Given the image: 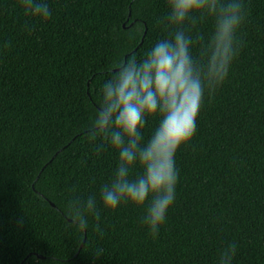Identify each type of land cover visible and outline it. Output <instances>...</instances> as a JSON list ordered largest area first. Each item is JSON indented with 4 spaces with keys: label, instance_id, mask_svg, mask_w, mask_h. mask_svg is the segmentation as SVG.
Instances as JSON below:
<instances>
[{
    "label": "trees",
    "instance_id": "obj_1",
    "mask_svg": "<svg viewBox=\"0 0 264 264\" xmlns=\"http://www.w3.org/2000/svg\"><path fill=\"white\" fill-rule=\"evenodd\" d=\"M45 2L46 22L0 0V264H219L230 244L232 264H264V0H242L239 55L176 153L175 201L156 239L143 223L151 197L143 209H103L119 155L98 153L89 126L104 82L172 38L167 0ZM212 31L205 19L189 34ZM158 126L146 117L142 143ZM89 196L101 215L84 230L67 205Z\"/></svg>",
    "mask_w": 264,
    "mask_h": 264
},
{
    "label": "clouds",
    "instance_id": "obj_2",
    "mask_svg": "<svg viewBox=\"0 0 264 264\" xmlns=\"http://www.w3.org/2000/svg\"><path fill=\"white\" fill-rule=\"evenodd\" d=\"M25 14L46 22L50 9L45 0H20ZM164 18L171 39L157 42L142 60L132 59L106 80L102 102L90 127V139L99 153L108 145L118 152L119 164L109 183L100 192L103 209L114 213L123 205L143 209L148 234L156 239L175 201L178 173L175 156L194 138L196 121L205 92L211 99L225 83L233 61L240 52L239 33L246 18L242 0H167ZM205 19L213 21L210 39L199 32L189 33ZM199 45L200 59L192 48ZM7 47V45H5ZM159 116V126L146 144L142 129L146 117ZM142 174L133 178L136 165ZM68 214L81 229L89 220L100 219L95 196L69 200ZM97 232L103 235L99 224ZM236 244L220 254L219 264H232ZM98 250L96 256H101Z\"/></svg>",
    "mask_w": 264,
    "mask_h": 264
},
{
    "label": "water",
    "instance_id": "obj_3",
    "mask_svg": "<svg viewBox=\"0 0 264 264\" xmlns=\"http://www.w3.org/2000/svg\"><path fill=\"white\" fill-rule=\"evenodd\" d=\"M52 206H54L55 207V205L52 203ZM70 221L72 222V220L70 219ZM37 257L39 258V259H44L45 257L44 256H41V255H37Z\"/></svg>",
    "mask_w": 264,
    "mask_h": 264
}]
</instances>
